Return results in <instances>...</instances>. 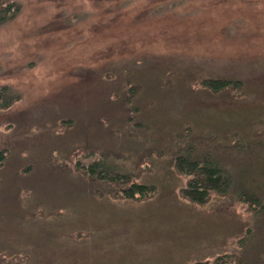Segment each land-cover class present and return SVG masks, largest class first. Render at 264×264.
<instances>
[{
  "label": "rangeland",
  "instance_id": "obj_1",
  "mask_svg": "<svg viewBox=\"0 0 264 264\" xmlns=\"http://www.w3.org/2000/svg\"><path fill=\"white\" fill-rule=\"evenodd\" d=\"M16 1L19 15L0 26V85L21 93L0 109V150L8 155L0 168V259L191 264L242 252L248 264L258 262L255 250L239 243L254 227L247 205L217 197L192 202L181 195L184 177L161 172L145 178L161 182L150 199L110 201L74 171L77 155L70 162L53 149L65 154L78 141H107L105 128L94 123L115 118L109 92L117 72L128 68L148 75L170 62L199 76H239L254 86L249 106L256 105L264 68L248 65H264V0H181L155 14L153 7L173 0ZM73 14L69 25L45 30ZM172 91L169 101L157 92L155 113L204 118L216 110L205 106V96ZM24 256L31 262L21 263Z\"/></svg>",
  "mask_w": 264,
  "mask_h": 264
},
{
  "label": "trees",
  "instance_id": "obj_2",
  "mask_svg": "<svg viewBox=\"0 0 264 264\" xmlns=\"http://www.w3.org/2000/svg\"><path fill=\"white\" fill-rule=\"evenodd\" d=\"M180 2L169 1L151 11L159 13ZM21 8L16 0H0V26L13 21ZM76 18L73 14L57 20L45 26V30L56 24L69 25ZM169 63L161 64L160 69L148 75L137 68L118 71V85L108 97L116 116L94 123L105 128L107 141H78L65 154L56 148L53 152L70 162L77 155L74 171L93 194L107 196L110 201L150 199L161 182L145 178L161 172L178 180V175L184 177L181 195L192 202L206 204L217 197L247 205L254 227L248 228L246 239L240 238L239 243L243 250H255L252 253L258 262L254 264H264V95L257 97L256 105L249 106L253 96L248 89L254 86L248 87L243 78L221 72L199 76ZM248 66L264 68L259 63ZM261 86L264 87V80L258 88ZM177 89L195 97L205 96V106L216 105V110H210L212 114L204 118L179 112L160 115L159 109L155 113L156 104L174 99L176 94L172 90ZM20 98L21 93L10 85H0V109H8ZM246 104L249 107H244ZM123 141L128 145L120 144ZM4 151L0 150V168L8 158ZM0 261L8 264L2 258ZM19 261L30 263L31 259L24 256ZM191 264L248 263L241 252L220 254L212 261L195 259Z\"/></svg>",
  "mask_w": 264,
  "mask_h": 264
}]
</instances>
